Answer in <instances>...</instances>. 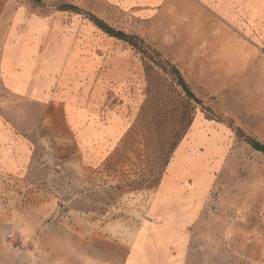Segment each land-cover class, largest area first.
<instances>
[{"label": "rangeland", "instance_id": "rangeland-1", "mask_svg": "<svg viewBox=\"0 0 264 264\" xmlns=\"http://www.w3.org/2000/svg\"><path fill=\"white\" fill-rule=\"evenodd\" d=\"M207 1L205 21L190 29L169 15L144 21L110 0H0V58L16 56L45 91L24 101L0 92V121L30 150L22 169L0 170V264H123L137 229L153 221L165 177H185L171 188L196 184L227 142L221 206L240 216L246 233L238 243L251 251L249 214L229 207L251 188L256 201L264 193V155L236 134L264 143V0ZM68 5L138 37L146 53L85 15L59 11ZM220 40L237 48L211 44ZM171 65L201 103L184 93ZM71 99L91 127L116 133L102 165L83 164L70 143ZM71 158L82 169L61 171ZM257 237L261 251L264 232Z\"/></svg>", "mask_w": 264, "mask_h": 264}, {"label": "crops", "instance_id": "crops-1", "mask_svg": "<svg viewBox=\"0 0 264 264\" xmlns=\"http://www.w3.org/2000/svg\"><path fill=\"white\" fill-rule=\"evenodd\" d=\"M125 11L133 12L142 20H151L160 15H169L171 19L184 22L189 28L198 26L206 19L207 0H110ZM198 33V32H197ZM213 46L234 49L237 46L228 41H216ZM9 51V50H8ZM238 58L234 55L232 61ZM16 56L5 52L0 58V92L9 98L25 100L31 95L40 100L45 91L39 84L33 83L25 65L18 62ZM40 86V87H39ZM39 107V103L32 102ZM66 125L70 130V143L77 148V154L83 158V164L102 165L107 159L110 147L115 143L116 133L101 132L90 125L88 112L77 101H66ZM29 123H32L29 117ZM23 137H16L0 121V170L3 174H12L23 168L28 162L29 144ZM232 147L225 143L222 148L212 152L210 172H198L196 184L188 187L171 188V181L185 179L183 175L165 177L153 198L149 217L153 221L142 224L136 231L128 248L123 264H264V249L259 250L257 234L264 232V193L262 198H254L253 188L243 195L242 200L233 202L231 209L245 210L249 214L251 251H243L238 243L245 235L240 216L232 218L229 210L221 205L223 200V177L226 160ZM264 159V157L262 158ZM61 171L73 172L82 169L79 159L63 161ZM192 179V178H191ZM264 185V175L257 177ZM214 189V204L209 213L208 195ZM221 185V186H220ZM239 197V196H237ZM262 203L263 212L257 208ZM210 206V207H211ZM213 211V212H212ZM239 213V212H237ZM240 214V213H239ZM224 217L223 220L220 218ZM256 222L259 226L256 228ZM254 225V227H252ZM218 246H216V245ZM262 260V261H261Z\"/></svg>", "mask_w": 264, "mask_h": 264}, {"label": "trees", "instance_id": "trees-1", "mask_svg": "<svg viewBox=\"0 0 264 264\" xmlns=\"http://www.w3.org/2000/svg\"><path fill=\"white\" fill-rule=\"evenodd\" d=\"M34 2H37L38 0H33ZM59 11L63 12H73L74 14L77 15H85L91 22L98 28L100 29L105 35H108L109 37L113 39H118L120 41H123L124 43H127L129 46H132V48L138 50L141 54H145L146 51L142 49V42L140 39L134 35H128L124 33L123 31L113 29L110 27L107 23H105L103 20L97 19L94 17L92 14L87 13L85 11H82L79 7L74 6V5H68V6H62L59 8ZM171 70L173 73L176 75L179 85L181 86L182 90L184 91L185 94H187L188 98L191 100H195L198 103H201L196 97L195 94L191 92L189 86L186 84L184 78H182L180 71L178 68H176L174 65H171ZM207 111H210V109H207ZM188 130H186L185 133H187ZM184 133V134H185ZM237 137L242 138L244 142H246L252 150L255 152H260L264 155V143L261 141L257 140L256 138L253 139L252 137L246 136L243 134L242 130H237L236 131Z\"/></svg>", "mask_w": 264, "mask_h": 264}]
</instances>
